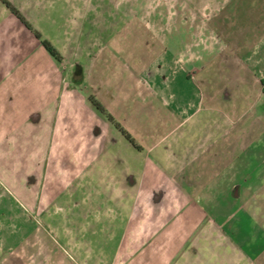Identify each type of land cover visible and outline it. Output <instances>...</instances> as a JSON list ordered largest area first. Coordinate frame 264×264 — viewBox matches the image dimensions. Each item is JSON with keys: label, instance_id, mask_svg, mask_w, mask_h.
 Returning <instances> with one entry per match:
<instances>
[{"label": "crops", "instance_id": "crops-1", "mask_svg": "<svg viewBox=\"0 0 264 264\" xmlns=\"http://www.w3.org/2000/svg\"><path fill=\"white\" fill-rule=\"evenodd\" d=\"M230 1L215 0L219 6L208 18ZM255 1L242 0L249 10ZM259 3L264 6V0ZM243 15V23L228 25L238 31L235 41L221 48L231 51L228 58L218 60V49L211 48L216 58L209 66L226 63L230 74H203L197 100L174 108L161 125L147 127L144 145L128 131L139 149L110 121L97 122L87 101L79 111L67 101L69 107L60 114L61 97L55 90L54 104L30 107L35 111L33 138L40 147L35 159L41 179L43 162H50L46 168L57 180L65 176L75 184L91 175L95 185L84 183L85 201L68 205L73 218L45 222V236L34 237V256L24 249L18 264H31L32 257L35 264H264V110L238 106L240 100L253 98L257 104L264 100V13ZM4 34L5 27L0 26V79L11 76V67L17 64L7 52L10 45ZM206 65H200L201 74ZM166 66L162 62L154 72L145 71L149 80L143 82L150 92L155 90L150 83L159 92L168 84L169 78L159 75ZM82 113L86 118L80 122L75 115ZM43 115L50 116L46 129L39 126ZM60 115L67 123L61 131L52 125ZM23 118L8 132L5 127L0 130L4 145L16 139L25 144L28 126ZM68 131L73 134L68 136ZM114 143L133 152L135 160L143 156L142 168L111 166L106 157ZM64 145L83 150L76 156L67 151L65 160L54 150L43 154L42 147ZM115 160L122 163L119 156ZM57 190L63 193V187ZM43 245L48 250L39 252Z\"/></svg>", "mask_w": 264, "mask_h": 264}, {"label": "rangeland", "instance_id": "rangeland-1", "mask_svg": "<svg viewBox=\"0 0 264 264\" xmlns=\"http://www.w3.org/2000/svg\"><path fill=\"white\" fill-rule=\"evenodd\" d=\"M10 3L22 12L41 39L0 1V26L5 27L4 39L10 45L7 52L17 63L11 67V76L0 79V130L5 127L8 132L23 117L28 126L25 144L17 139L5 145V141H0V264H18L19 253L24 249L34 256V237L45 236V222L50 218L54 221L73 218V208L68 205H81L85 201L84 183L95 185L91 175L75 184L65 176L57 180L46 168L50 162H43L41 179L40 163L35 159L40 147L33 138L36 134L33 109L45 103L54 104L56 90L61 97L60 114L69 107L67 101L78 111L87 101L98 117L97 122L99 118L109 121L110 116L126 127L128 130L123 129L130 131L139 145H144L147 127L161 125L174 108L183 109L197 100L203 74H230L231 68L226 63L217 61V66H209L211 59L216 58L210 54L211 48L218 49V60L227 59L231 53L228 47L221 49L223 45H231L238 34L236 28L228 25L243 23V12L264 13L259 0L250 10L247 2L231 0L210 19L219 6L215 0H10ZM228 12L233 17H227ZM248 37V42H252L253 36ZM43 41L49 43L61 60L51 57ZM162 62L167 66L160 69L164 71L159 75L169 78V82L162 92L150 83L155 89L150 92L143 82L149 80L145 71L154 72ZM207 63L201 74L200 65ZM90 98L104 111L97 110ZM238 106H259L264 110V100L260 104L253 98L240 100ZM22 111L27 112L22 115ZM71 117L68 116L69 128ZM63 118L66 116L60 115L52 121L60 131L67 128ZM78 118L82 122L86 116L75 115ZM48 120L50 116L43 115L44 122L39 126L46 129ZM68 132V136L73 134ZM42 149L43 154L54 150L53 154L62 155L64 160L67 151L76 156L83 150L65 145ZM133 154L120 143H114L106 158L117 169L123 165L140 170L144 157L140 156L138 161ZM118 156L122 163L117 165ZM59 167L65 172L61 163ZM57 187H63V193H58ZM73 188V193L67 192ZM94 247L93 257L98 254ZM47 250L43 245L39 252ZM30 262L35 264V257Z\"/></svg>", "mask_w": 264, "mask_h": 264}, {"label": "trees", "instance_id": "trees-1", "mask_svg": "<svg viewBox=\"0 0 264 264\" xmlns=\"http://www.w3.org/2000/svg\"><path fill=\"white\" fill-rule=\"evenodd\" d=\"M1 2H2V4L3 5H5L6 6V8H8L11 12H12V14L28 29V30H30V31H33V33H34V35H35V37L37 38V39H41V36H40V34L39 33H37V32H34V30L32 29V27L30 26V24L27 22V20L20 14V12L16 9V8H14L13 6H12V4L10 3V2H8L7 0H0ZM42 45H43V47L50 53V55L53 57V58H55V59H57V60H61V57L59 56V54L55 51V50H53L51 47H50V45H49V43L47 42V41H43L42 42ZM263 85H264V81H263ZM91 99V101H93V105H94V107L97 109V110H99V111H101V112H103L104 110H103V108H102V106L100 105V104H98V103H96L94 100H93V98H90ZM109 121L118 129V130H120L121 132H122V134L124 135V137H125V139L128 141V142H130L131 144H133L137 149H139V147H137L136 145H135V142H134V140L131 138V136L129 135V133L128 132H126L122 127H121V125L120 124H118V123H116L110 116H109Z\"/></svg>", "mask_w": 264, "mask_h": 264}]
</instances>
